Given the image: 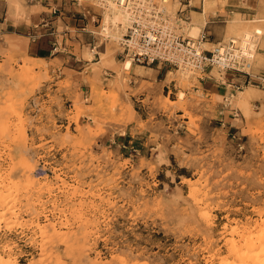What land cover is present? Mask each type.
<instances>
[{
    "label": "rangeland",
    "instance_id": "1",
    "mask_svg": "<svg viewBox=\"0 0 264 264\" xmlns=\"http://www.w3.org/2000/svg\"><path fill=\"white\" fill-rule=\"evenodd\" d=\"M115 26L110 39L92 27L99 55L78 46L92 65L64 82L45 59L5 48L0 254L9 264L229 262L264 218V89L218 96L201 75L127 71ZM259 30L246 24L226 41ZM248 89L258 95L246 101Z\"/></svg>",
    "mask_w": 264,
    "mask_h": 264
},
{
    "label": "crops",
    "instance_id": "2",
    "mask_svg": "<svg viewBox=\"0 0 264 264\" xmlns=\"http://www.w3.org/2000/svg\"><path fill=\"white\" fill-rule=\"evenodd\" d=\"M82 1L0 0V61H6L5 48L15 42L20 49L18 55L31 60L45 59L53 64L62 79L60 82L76 76L69 75L70 72L84 76L92 64L76 53L77 48L79 46L83 54L85 49L92 52L94 46L100 47L94 29L99 30L101 26L94 19L100 10L93 6L92 0ZM182 1L186 2L191 23L196 15V23L210 35L211 46L226 41L229 33H238L246 24L261 27L262 39L255 66L256 73L263 72L264 0H210L209 8L208 0ZM225 76L227 83L216 79L213 82L210 80L214 78H209L204 85L219 96L228 95L237 85L245 83L243 76L234 73Z\"/></svg>",
    "mask_w": 264,
    "mask_h": 264
},
{
    "label": "built area",
    "instance_id": "3",
    "mask_svg": "<svg viewBox=\"0 0 264 264\" xmlns=\"http://www.w3.org/2000/svg\"><path fill=\"white\" fill-rule=\"evenodd\" d=\"M171 1L179 5L177 11L170 10ZM92 3L100 10L94 19L102 27V34L116 10L126 17V24L118 26L116 38L125 63L202 75L201 80L214 78L213 71L217 70L221 83H227V73H234L245 78L243 85L236 86L237 90L251 85L264 89V70L256 73L255 66L262 39L259 31L211 46L206 31L198 38L190 35L191 18L182 0H92ZM98 48H92L95 56L99 55Z\"/></svg>",
    "mask_w": 264,
    "mask_h": 264
},
{
    "label": "bare ground",
    "instance_id": "4",
    "mask_svg": "<svg viewBox=\"0 0 264 264\" xmlns=\"http://www.w3.org/2000/svg\"><path fill=\"white\" fill-rule=\"evenodd\" d=\"M170 10L171 11L173 10L172 7H170ZM126 22H127L126 17L121 12L116 10L113 18L106 22L107 28L103 31L104 35L110 38H114L113 36H115V33H114L115 29H111L110 23L113 25H116L115 27H118L119 24H124ZM259 32L260 34H262L261 30H259ZM202 33H203L202 27H200V25L196 23L192 27V34H191L192 37L198 38ZM246 35L249 36L250 33H247ZM242 38L243 37H239L236 39H242ZM132 66L133 64L131 63V61H127L124 64V69L127 71H130L132 69ZM203 78H205V76H203ZM214 79L219 81L220 78L214 75ZM241 95L243 96V99L247 101L250 98L258 94L254 93L252 89H248L246 92H242ZM179 99L180 100L185 99L184 92L180 93ZM40 170L46 172L45 168L39 169V171ZM50 192L48 194H50ZM53 209H55V207ZM40 213H41V216H44V217H49L53 215L52 209L47 210V211L46 210L44 211V209H42ZM36 228L38 229L37 226ZM256 229H257L256 231L243 232L241 234L240 242L238 243L233 242L232 247H231L232 258L229 262L222 263V264H264V218H262L258 222V226ZM30 246L34 247L35 245L34 243H31ZM37 249L38 247L35 248V250ZM43 251H44L43 248H41V252ZM8 252H9V249L6 248L3 253L8 254ZM21 253H24V252H21ZM0 264H9L8 262L3 260V257L1 256V254H0Z\"/></svg>",
    "mask_w": 264,
    "mask_h": 264
}]
</instances>
